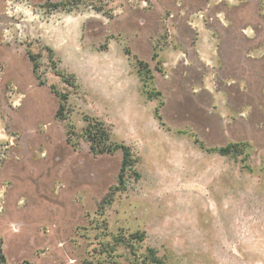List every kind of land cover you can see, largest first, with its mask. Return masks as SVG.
I'll return each mask as SVG.
<instances>
[{
  "label": "rangeland",
  "instance_id": "374dc122",
  "mask_svg": "<svg viewBox=\"0 0 264 264\" xmlns=\"http://www.w3.org/2000/svg\"><path fill=\"white\" fill-rule=\"evenodd\" d=\"M87 116L130 149L123 185ZM122 232L264 264V0H0V264H135L108 259Z\"/></svg>",
  "mask_w": 264,
  "mask_h": 264
},
{
  "label": "trees",
  "instance_id": "16d2710c",
  "mask_svg": "<svg viewBox=\"0 0 264 264\" xmlns=\"http://www.w3.org/2000/svg\"><path fill=\"white\" fill-rule=\"evenodd\" d=\"M129 53V52H128ZM157 57L156 55L154 56ZM32 61L34 63V72L36 73V65L35 60L32 58ZM138 65L141 67V71L146 70L147 64H144L142 61H137ZM143 67V68H142ZM150 71L147 70V77L149 76ZM66 79V78H65ZM158 96H160V93H157ZM61 99L64 101L67 98L65 96H60ZM64 106L61 107V111L57 113V117L60 119H65L63 116ZM157 118L161 120L160 115L157 112ZM86 127L83 131V137L86 139V141L90 145V152L95 156L100 155H112L115 154L117 151L121 150L124 154V161L121 169V173L119 176V183L123 185L124 182V175L126 173L127 166H129V162L131 161L130 157V149L125 146L124 144H119L113 140V134L109 126L97 119L92 117H86ZM74 129L71 127L68 129L67 132V142L73 146H76L74 144ZM239 146L236 144H230L229 146L222 147L219 149H214L212 151H216L219 154L223 156H229L232 153L236 152L235 150H238ZM239 151V150H238ZM113 202V199L109 198L106 199L100 206L101 214L104 213V209L106 205L111 204ZM114 247L113 249H110L109 247L106 248V252L108 255V259L114 260L115 258V252L116 247L119 245H124L127 249H129L131 255L134 257V263L135 264H165L164 260L158 257L155 250L147 248L146 252L144 254L139 255V249L141 245L145 241V234L141 232L137 233H120L114 238ZM1 253V250H0ZM2 260H5V257L1 253ZM87 264H94L92 261H88Z\"/></svg>",
  "mask_w": 264,
  "mask_h": 264
}]
</instances>
